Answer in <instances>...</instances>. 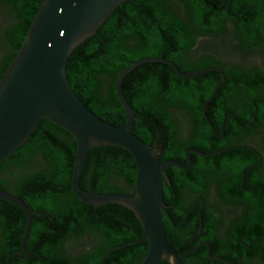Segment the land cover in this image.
I'll list each match as a JSON object with an SVG mask.
<instances>
[{
  "label": "trees",
  "instance_id": "16d2710c",
  "mask_svg": "<svg viewBox=\"0 0 264 264\" xmlns=\"http://www.w3.org/2000/svg\"><path fill=\"white\" fill-rule=\"evenodd\" d=\"M43 1L0 0V80ZM199 42L218 50L199 51ZM238 52L247 56L259 52L264 57V0H125L95 36L72 52L66 70L72 89L95 115L123 126L126 115L115 84L118 76L135 62L162 58L186 74L222 68L227 80L208 105L222 79L216 71L183 79L166 64L147 63L123 80L122 91L135 115L132 132L151 146L161 136V154L157 153L160 161L185 163V152L190 147L211 151L208 144L212 135L205 126L203 111L205 107L215 108V102L224 109L225 103L243 94L249 103L261 104L256 108L249 105L246 110H254L264 124V71L228 66L225 54H233L232 59L239 62ZM172 111L183 123L191 124L188 139L179 136L181 126L176 124ZM243 123L255 125L251 121ZM76 151L77 143L71 134L43 120L27 142L0 166V189L40 212L33 217L26 247L42 258L36 255L27 264H101L108 250L143 235L140 222L126 208L105 205L95 209L76 198L71 188ZM198 159L195 172L168 169L173 188L164 183L165 201L176 225L187 214L185 189H195L197 180L205 190L204 174L209 172V165ZM136 175L135 161L127 151L94 148L84 164L80 186L93 193H133ZM26 223L24 211L0 199V264H21L10 257L24 255L21 244ZM163 223L171 246L178 252H187L190 247L185 246L182 232L175 230L166 217ZM55 228L58 231L54 232ZM249 228L264 230V220ZM261 234L264 239V232ZM64 245H95L97 249L69 262L61 252ZM147 251L146 242L129 246L110 254L103 264H135L128 258L133 252L141 263Z\"/></svg>",
  "mask_w": 264,
  "mask_h": 264
},
{
  "label": "water",
  "instance_id": "95a60500",
  "mask_svg": "<svg viewBox=\"0 0 264 264\" xmlns=\"http://www.w3.org/2000/svg\"><path fill=\"white\" fill-rule=\"evenodd\" d=\"M125 0H44L41 4L17 55L0 80V166L13 156L48 120L71 134L77 143L71 188L76 198L85 205L98 209L118 205L132 212L140 222L143 235L139 240L114 247L106 252L102 263L112 253L146 242L148 251L142 264H184L183 258L191 252L176 251L168 242L163 217L176 226L165 201L164 183L170 184L168 169L187 171L192 166L191 153L203 158L195 149L185 152L187 166L175 160L160 161L154 146L146 144L132 130L135 121L133 108L122 91L127 75L147 63L170 66L183 79H192L208 72H219L223 78L207 102L216 96L225 76L217 67L195 73H182L171 61L162 58H144L125 69L117 78L115 90L126 115L123 126H115L95 115L72 89L66 65L72 52L95 36L111 14ZM116 147L127 151L135 161L137 175L133 193H93L80 186V179L89 152L94 148ZM0 199L27 215L22 240L26 253L34 215L21 199L0 189ZM18 258L17 256H14Z\"/></svg>",
  "mask_w": 264,
  "mask_h": 264
},
{
  "label": "flooded vegetation",
  "instance_id": "af4514ba",
  "mask_svg": "<svg viewBox=\"0 0 264 264\" xmlns=\"http://www.w3.org/2000/svg\"><path fill=\"white\" fill-rule=\"evenodd\" d=\"M228 26L232 28L231 23ZM237 54L241 57L239 62L232 59L233 54H225L229 57L225 58L228 66L240 65L248 70L258 68L264 71L261 64L264 57L259 52L249 56L241 52ZM219 69L222 70L226 82V72ZM238 89L243 91L242 88L237 87ZM214 104L215 108L205 107L203 111L205 126L212 135L208 144L211 151L202 152L194 147L188 149L215 155L203 158L191 153L192 166L183 171L195 172L198 158L206 161L209 172L204 174L207 183L205 190L195 180V189L187 187L183 195L187 213L190 212L187 221L179 229L174 228L168 221L175 230L182 232L185 246L190 247L187 252L191 253L183 258L184 264H261L264 252L261 232L264 230L251 229L249 226L258 220H264V124L257 119L254 110H246L249 105L256 108L261 104L249 103L243 99V94H238L236 100L225 103L224 109L219 102ZM175 113L172 111L174 120L181 126L179 136L182 140L188 139L192 133L191 124L189 121L183 123ZM243 121H251L255 125L246 126ZM160 139L161 136L153 145L159 154ZM179 163L187 166V160ZM168 186H172L171 180ZM53 230L58 231L56 228ZM96 249L95 245H64L61 252L71 262L90 255ZM36 255L42 258L39 253L29 252L26 247L24 255L17 254L14 256L18 258L11 256L10 259L15 258L19 263L27 264ZM128 258H132L135 264L143 262L139 263L140 258L134 252Z\"/></svg>",
  "mask_w": 264,
  "mask_h": 264
},
{
  "label": "rangeland",
  "instance_id": "374dc122",
  "mask_svg": "<svg viewBox=\"0 0 264 264\" xmlns=\"http://www.w3.org/2000/svg\"><path fill=\"white\" fill-rule=\"evenodd\" d=\"M204 46L205 45L203 44V42H199L198 50L200 51L201 48H202V52H205V51L206 52H212V51L216 52L218 50L214 46L209 47V48H207L208 46H205V47ZM234 59H236V57ZM261 64L264 66V59L262 60Z\"/></svg>",
  "mask_w": 264,
  "mask_h": 264
}]
</instances>
